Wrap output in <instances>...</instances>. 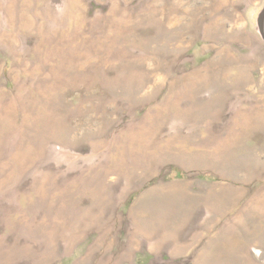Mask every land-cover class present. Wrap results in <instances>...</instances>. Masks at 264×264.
<instances>
[{
	"label": "rangeland",
	"instance_id": "rangeland-1",
	"mask_svg": "<svg viewBox=\"0 0 264 264\" xmlns=\"http://www.w3.org/2000/svg\"><path fill=\"white\" fill-rule=\"evenodd\" d=\"M0 264H264V0H0Z\"/></svg>",
	"mask_w": 264,
	"mask_h": 264
}]
</instances>
